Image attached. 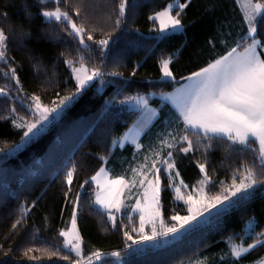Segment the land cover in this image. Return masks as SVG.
Segmentation results:
<instances>
[{
  "label": "trees",
  "instance_id": "trees-1",
  "mask_svg": "<svg viewBox=\"0 0 264 264\" xmlns=\"http://www.w3.org/2000/svg\"><path fill=\"white\" fill-rule=\"evenodd\" d=\"M236 1L179 0L187 5L180 17L183 30L158 37V23L149 17L173 0H126L119 28L115 27V20L120 0H67V3L61 0L59 4L49 1L45 5L38 0H0V29L8 36L7 63L0 64V88L9 93L0 95V149L8 150L21 140L24 129L14 127L12 120L30 115L25 104L30 103L31 95H38L43 103L51 105L57 93L64 96L75 90L71 69L64 63L66 58L76 61L83 55L87 67L97 66L105 73L101 92L96 90L95 83L91 84L33 143L22 151L0 156V264H74L77 258L63 250L64 238L59 232L69 229L78 191H82L77 228L83 260L93 259V253L100 251L105 254L101 264H185L195 256L202 258L203 264H233L234 260L226 259L227 245L255 243V235L264 232V185L251 190L248 199L229 207L197 230L183 232L165 246L152 247L129 245L124 236L130 222L128 217L117 216L113 228L107 215L94 209L91 182V177L104 165V158L109 159L106 165L111 170L113 167L110 172L118 175L133 151L128 145L114 154L111 152L112 141L136 117L135 111L119 105L121 97L170 92L185 77L226 54L247 32ZM25 6L32 14L31 19L26 18ZM57 6L67 10L76 22L95 28L96 40L112 33L106 54L101 55L95 44H89L90 51H81L78 39L68 35L70 29L65 31V25L45 21L40 15L41 10ZM76 7L81 9L79 17L75 16ZM176 10L172 13L176 14ZM256 22L257 38L264 40V13ZM169 58L174 80L161 78V61ZM10 67L17 71L22 92L17 90L10 74L5 75ZM114 72L119 75H111ZM150 104L160 108V114H167L171 121L177 120L168 104L161 105L157 98ZM13 107L15 114L11 112ZM213 144L207 152L203 148L188 154L175 152L177 171L188 185L187 191L202 179L198 163L206 164L215 194L221 191L220 181L230 184L235 171L254 162L255 154L249 149L231 145L223 138ZM122 156L126 158L121 159ZM122 162L125 163L121 167ZM73 167L76 171L69 186L65 176ZM85 180L89 183L81 190ZM168 185L169 179L163 176L161 211L171 224L172 215L187 211L184 204L176 201L174 190ZM22 208L29 209L23 217ZM18 219L21 223L13 228ZM247 223L251 228L246 230ZM28 248L34 251L26 255ZM57 249L63 250L61 255H69V259L50 255ZM112 252L120 253L119 262H114ZM262 257L264 245H257L237 264H248Z\"/></svg>",
  "mask_w": 264,
  "mask_h": 264
},
{
  "label": "snow or ice",
  "instance_id": "snow-or-ice-1",
  "mask_svg": "<svg viewBox=\"0 0 264 264\" xmlns=\"http://www.w3.org/2000/svg\"><path fill=\"white\" fill-rule=\"evenodd\" d=\"M49 0H38L40 5H45ZM67 3V0H63ZM61 3V0H55ZM187 5L173 0L163 11L157 12L149 19L158 22L159 35L165 36L168 32H176L183 28L181 13ZM178 8L175 15L172 11ZM126 0H120L119 14L115 20V27L119 28L125 15ZM26 18L31 19L32 14L27 12ZM75 16L79 17L81 9H74ZM264 13V3L245 0L244 18L247 23V32L240 39L235 41V46L230 47L226 54L221 55L214 61L207 64L197 72L192 73L184 79V85L168 93L165 99L171 103L178 113V119L182 122V128L175 134L169 133L167 137L160 141L158 148H153L144 158V162L131 169V180L124 175L112 177L106 167H101L95 175L91 177V182L96 185L94 209L106 214L108 220L116 227L115 213L121 212L123 200L121 197L127 192L129 195L133 188L139 184L142 191L137 192L133 213L139 214V228L133 227L139 239H133L128 231L124 232L126 240H132L135 245L156 243L157 241L175 238L182 232H191L209 223L215 217H219L226 212L229 207H234L238 202L248 199L251 190L260 185H264V40L257 38V17ZM40 15L44 20L55 21L65 25V31L70 29L68 35L73 39H78L80 50H91V41L99 47L101 55H105L112 40V33H107L106 38L94 39L95 28H89L84 23H78L73 19L67 10H62L57 6L54 10H41ZM28 35V33H24ZM8 36L3 29H0V64L7 63ZM63 55V53H62ZM171 59L161 61V72L163 77L174 80L175 77L170 70ZM64 63L71 68L72 78L76 82L75 90L68 95L60 96L53 100L51 105L42 102L38 95H31V103L28 105V113L31 118L19 117L13 119L14 127L24 129L19 143L14 144L9 150L10 153L24 150L33 143L47 127L57 120L64 110L77 97L97 79L105 75L97 66L91 68L86 66V60L80 55L76 61L66 58ZM77 64L79 66H77ZM10 79L15 81L18 91L22 92L21 82L14 67L9 68ZM119 75V73H111ZM9 93L0 88V95L7 96ZM121 104L133 105L139 113V119L129 129L128 133L118 141H114L120 147L125 144L134 145L141 148V133L152 124L157 117L155 109L150 107L145 96H130L120 101ZM12 114L16 113V108L11 109ZM223 138L231 145H239L243 149H249L254 153V162L245 164L232 175L231 183L220 181L221 191L212 193L214 187L212 177L209 175L205 163H198L202 179L198 181V187H193L187 191L188 185L183 180L179 183L175 181L180 177L177 171V160L175 152L188 154L199 151L201 148L205 152L213 148L215 141ZM207 141V143H202ZM165 149L168 151L165 153ZM0 151H3L0 149ZM206 160V157H205ZM150 161V163H149ZM75 167L67 171L65 180L71 186ZM174 173V175H173ZM167 174L169 178L168 187L172 188L177 201H183L186 206V215L174 214L170 220L174 223H167L162 215L161 175ZM89 181L85 180L80 185L83 190ZM69 192L71 187H69ZM195 195H194V194ZM68 192L65 193L67 198ZM82 191L75 194L72 207L71 227L61 230L59 235L64 238L63 250L75 254L80 260L84 259L81 248V236L77 228L78 211L80 208ZM115 210V211H113ZM29 209H21V217L27 214ZM130 222L134 221V215H129ZM21 220H17L13 225L15 228ZM149 226L151 231H146ZM251 228V224L249 225ZM243 239V238H241ZM255 243L246 247L243 243L233 244L231 247V257L235 258L233 264L243 258L250 249L257 245H264V232L256 234ZM57 249L50 255L60 256L61 259L68 260L69 255H61L63 251ZM34 251L28 248L26 255ZM43 251H47L44 249ZM7 254V253H6ZM95 260L100 261L104 253L96 251L93 253ZM111 256L119 258V252H112ZM32 258V257H30ZM88 264H94L92 257H87ZM196 264H199L197 261Z\"/></svg>",
  "mask_w": 264,
  "mask_h": 264
},
{
  "label": "rangeland",
  "instance_id": "rangeland-1",
  "mask_svg": "<svg viewBox=\"0 0 264 264\" xmlns=\"http://www.w3.org/2000/svg\"><path fill=\"white\" fill-rule=\"evenodd\" d=\"M49 1H54L55 0H49ZM239 2V6L243 12V15H244V11H245V1L244 0H238ZM254 2H257V1H254ZM168 7V6H167ZM166 7V8H167ZM56 8V7H55ZM54 8V9H55ZM54 9H51V10H54ZM177 8H175L174 10H176ZM164 10V9H163ZM161 10V11H163ZM177 11V10H176ZM173 12V11H172ZM156 14V13H155ZM155 14H153L152 16H154ZM172 15H175L173 13H171ZM43 18V17H42ZM47 21V20H45ZM158 23V22H157ZM247 25V23H246ZM158 27H159V24H158ZM248 27V26H247ZM159 29V28H158ZM183 30L180 29V30H177L176 32H181ZM168 33H173V32H168ZM158 37H160L159 35V32L157 34ZM55 38V37H54ZM56 39V38H55ZM88 44H92L91 41H87ZM77 66H79L77 64ZM71 69V68H70ZM72 73V72H71ZM162 73V72H161ZM163 77V73H162V76L161 78ZM164 79H167V78H164ZM74 80V79H73ZM75 81V80H74ZM93 83L96 84V90L98 92H101L103 90V87L105 85V80L104 78L102 77V80L101 79H97L95 80ZM92 83V84H93ZM76 84V82H75ZM168 93H148V94H139V96H145L148 101H149V105L150 107H152L153 109L156 110L157 112V117L153 120L152 124H150L142 133H141V136H140V142H141V148L137 149L134 145H131V144H125V146L123 147H120L117 143H114V141H118L121 137H123L124 135H126L129 131V129H131L134 125V123L139 119V113L138 111L136 110V108L131 105V104H121L120 101L124 100L126 97H130V96H138V95H126L124 97H121V99L118 101L119 105H122V106H125L127 109L129 110H132V111H135L136 112V117L133 119V121L129 124L128 128L126 130H124V132L116 139H114L112 141V144H111V152L112 154H114L117 150L121 151L123 150L126 146H131L133 148V151L130 155V157L128 158V161L126 162L125 166L123 167V170L120 172V174H116V173H113V172H110L113 170V167H112V170L111 168H109L106 163L108 162V158H104L103 159V164L102 167H106L108 170H109V173L112 177H115V176H120V175H124L126 177V179H129L131 180L132 178V172H131V169L134 168V167H137L139 164L143 163L144 162V158L145 156L153 149V148H158L159 147V144H160V141L162 139H164L165 137L168 136L169 133H177L182 127L180 126V123L182 125V122L179 121V120H176L175 122L171 119L170 117L167 115V114H160V108H157L155 106H153L152 104H150V101L153 99V98H157L160 100L161 102V105H164L166 104L168 101L165 99V96L167 95ZM31 103V101H30ZM30 103H27L25 104V107L28 111V105ZM30 114V113H29ZM26 118H31L30 115H27ZM16 119H18L16 117ZM20 142V141H19ZM18 142V143H19ZM11 149V148H10ZM5 150V151H0V156L1 155H4V154H9V150ZM165 153L168 151V149H165L164 150ZM123 157L126 158V156H122L121 159H123ZM125 162H122L119 164V166H123ZM150 163V161H149ZM96 174V173H95ZM94 174V175H95ZM174 175V173H173ZM163 176L167 177L168 178V175L167 174H162L161 175V185H162V178ZM169 179V178H168ZM180 177L175 181V183H179L180 181ZM93 184V187H94V194H93V201L95 199V192L97 191L96 189V185L94 183ZM198 184H196L195 186L193 187H198L197 186ZM192 187V189H193ZM192 189H189V191H191ZM139 191H142V189H140V186L139 184H137L136 188H133L132 191H131V194L129 195L127 192L121 197V199L123 200V204H122V207H121V212L119 213H115L116 217L117 216H126L128 217L129 215H134V221L133 222H129L127 224V227H128V232L129 234L132 236L133 239H136L138 240L139 239V236L137 235L136 232H134V234L132 233V230L130 229V227H136L137 229L139 228V214L138 213H133V208L135 206V203H136V199L138 198L137 196V192ZM188 190V189H187ZM194 194V193H193ZM195 195V194H194ZM177 201V200H176ZM179 203H183V201H177ZM115 211V210H113ZM187 213L185 214H181V215H186ZM137 218H136V217ZM172 223H174L173 221H171ZM135 223V225H134ZM71 227V223H70V226L69 228ZM249 228V223H247L245 229L247 230ZM146 231L150 232L151 229L149 226H146ZM183 233V232H182ZM182 233L178 234L175 238H172V237H169L167 238V240H162V241H157L156 243H146V244H140V245H135L132 243V240H127L129 245L131 246H142V245H151L152 247H159V246H165L173 241H175L176 239H178ZM128 245V246H129ZM233 244H230V245H227V256H226V259H230V260H234L235 258L231 257V247H232ZM246 247V246H245ZM251 250V249H250ZM249 250V251H250ZM247 254V253H246ZM245 254V255H246ZM41 255H38L37 257H40ZM75 256V254H74ZM111 256V255H110ZM113 257V256H112ZM229 257V258H227ZM77 260H80L79 257H76ZM114 258V262L117 263L121 260V257L119 256V258L117 257H113ZM33 260V259H32ZM36 260V259H35ZM76 261H74V264H76ZM94 262H97V264H101L99 263L100 261H96L95 258L93 260ZM199 262V264H203V259L200 258V257H197L195 256L194 258L192 257L190 261L186 262L185 264H196V262ZM80 264H88V260H81L80 261ZM105 264V263H104ZM248 264H255V261L254 262H251V263H248ZM257 264H264V262H258Z\"/></svg>",
  "mask_w": 264,
  "mask_h": 264
},
{
  "label": "crops",
  "instance_id": "crops-1",
  "mask_svg": "<svg viewBox=\"0 0 264 264\" xmlns=\"http://www.w3.org/2000/svg\"><path fill=\"white\" fill-rule=\"evenodd\" d=\"M245 1V0H244ZM237 2V5H238V7H239V9H240V11H241V13L243 14V12H242V10H241V8H240V6H239V2H238V0L236 1ZM187 81L185 80L183 83H181L178 87H176L175 89H177V88H179L181 85H184L185 83H186ZM175 89H173L172 91H170V92H167V93H172V92H174V90ZM166 104H168L173 110H174V112L176 113V115H177V120H179L178 119V113L175 111V109H174V107L171 105V103L168 101ZM180 126L182 127V125H181V123H180ZM252 250V249H251ZM95 258V257H94ZM94 258L92 259V260H94ZM264 262V257H262L261 259H258V260H256L255 261V264H257L258 262ZM94 262V261H93Z\"/></svg>",
  "mask_w": 264,
  "mask_h": 264
}]
</instances>
